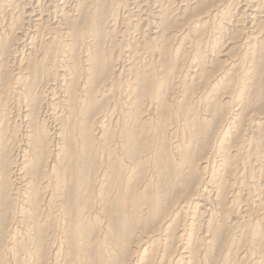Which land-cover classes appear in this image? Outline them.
<instances>
[{
    "label": "bare ground",
    "instance_id": "6f19581e",
    "mask_svg": "<svg viewBox=\"0 0 264 264\" xmlns=\"http://www.w3.org/2000/svg\"><path fill=\"white\" fill-rule=\"evenodd\" d=\"M0 264H264V0H0Z\"/></svg>",
    "mask_w": 264,
    "mask_h": 264
}]
</instances>
